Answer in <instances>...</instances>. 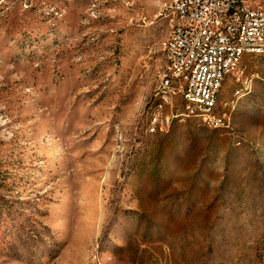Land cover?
Returning <instances> with one entry per match:
<instances>
[{
    "label": "rangeland",
    "instance_id": "obj_1",
    "mask_svg": "<svg viewBox=\"0 0 264 264\" xmlns=\"http://www.w3.org/2000/svg\"><path fill=\"white\" fill-rule=\"evenodd\" d=\"M172 1L0 0V264H264V57L168 129Z\"/></svg>",
    "mask_w": 264,
    "mask_h": 264
},
{
    "label": "built area",
    "instance_id": "obj_2",
    "mask_svg": "<svg viewBox=\"0 0 264 264\" xmlns=\"http://www.w3.org/2000/svg\"><path fill=\"white\" fill-rule=\"evenodd\" d=\"M160 16L168 19L171 34L163 45L168 71L158 87L177 92L168 129L190 118L211 129L228 128L226 113L218 109L219 94L235 74L237 59L264 55V0H173ZM152 95L166 99L157 91ZM153 125L154 118L151 134Z\"/></svg>",
    "mask_w": 264,
    "mask_h": 264
},
{
    "label": "bare ground",
    "instance_id": "obj_3",
    "mask_svg": "<svg viewBox=\"0 0 264 264\" xmlns=\"http://www.w3.org/2000/svg\"><path fill=\"white\" fill-rule=\"evenodd\" d=\"M167 4H169V3H167ZM165 5L166 4H164L163 6H165ZM249 56H252V57H264V55H262V54H252V55H249ZM244 58L245 57H241V59H237L235 71L238 70V68L242 64ZM163 71H168V62L164 63V66L162 67V69H161V71L159 73V76H158L159 81H163ZM156 91H157V94H163V96L166 98V99H163V98L160 97V95H154V105H155L156 112L161 113L164 110V108L167 107V106H170V108H172V111H176L177 110V92L173 91L171 86H160V87L157 88ZM169 117H170V114L166 115L165 117H163L166 125H168ZM153 118H154L153 131H156L158 129V120H159V118H158V116H155ZM151 121H152V119H151ZM203 124H205V125H207L209 127V124H207V123H203ZM225 124H227L226 115H225ZM150 127H151V124H150Z\"/></svg>",
    "mask_w": 264,
    "mask_h": 264
}]
</instances>
